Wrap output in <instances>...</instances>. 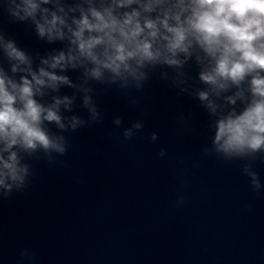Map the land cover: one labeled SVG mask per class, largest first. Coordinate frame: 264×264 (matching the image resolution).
I'll return each instance as SVG.
<instances>
[{"label":"clouds","instance_id":"obj_1","mask_svg":"<svg viewBox=\"0 0 264 264\" xmlns=\"http://www.w3.org/2000/svg\"><path fill=\"white\" fill-rule=\"evenodd\" d=\"M5 7L39 39L64 47L33 56L0 30L8 61L7 69L0 66V198L27 187L26 157L62 156L68 142L59 133L101 120L92 82L141 90L156 68L172 69L162 78L208 114L211 146L202 154L247 160L242 171L250 186L264 187L252 163L264 160V0H5ZM193 64L202 88L190 83L186 68ZM70 70L81 71L79 83L65 74ZM63 87L80 94L87 120L64 114L77 97L60 95ZM143 128L142 120L133 121L123 138Z\"/></svg>","mask_w":264,"mask_h":264}]
</instances>
